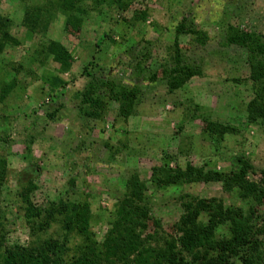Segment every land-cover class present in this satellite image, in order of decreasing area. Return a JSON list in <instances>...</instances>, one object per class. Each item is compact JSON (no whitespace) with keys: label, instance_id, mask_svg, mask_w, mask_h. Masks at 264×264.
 Segmentation results:
<instances>
[{"label":"rangeland","instance_id":"1","mask_svg":"<svg viewBox=\"0 0 264 264\" xmlns=\"http://www.w3.org/2000/svg\"><path fill=\"white\" fill-rule=\"evenodd\" d=\"M30 1L46 0H0V15L11 21L1 34L9 46L0 55V95L8 86L6 99L0 101V138H6L0 139V157L9 165L0 207L9 247L34 240L18 197L23 179L36 183L31 201L37 208L60 201L79 203L86 191L94 216L92 232L100 243L133 174L148 186V200L142 203L151 211L143 236L147 246L178 244L180 197L183 201L218 199L226 209L241 210L251 219L256 216L263 225L264 205L255 208L252 218L254 198L249 193L242 196L238 189L227 192L224 183H236L238 158L253 167L249 183L259 185L264 170V126L247 122V106L254 97L247 54L226 39L229 27L264 36V0H125V10L116 3L119 0L98 6L88 0L86 16H78L83 19L79 28L67 27L66 18L59 14L46 35L40 36L23 24ZM182 26L200 35L178 37ZM49 41L60 42L72 54L70 73L61 74L41 54ZM177 48L201 75L171 94L163 81L164 71ZM139 66L141 73L136 70ZM86 68L101 78L140 86L136 115L125 122L118 117V105L112 104L103 121L82 119L74 97L90 80ZM53 113L56 118L51 120L48 115ZM225 128L235 132L222 137ZM31 139L34 146L28 155L25 150ZM188 163L225 180L172 184L154 193L151 179L178 183L182 173L177 171ZM201 221L207 223V215ZM229 228L228 221L220 224L219 241L229 237ZM40 239L61 241L62 225L53 224ZM78 242L74 237L72 245Z\"/></svg>","mask_w":264,"mask_h":264},{"label":"trees","instance_id":"2","mask_svg":"<svg viewBox=\"0 0 264 264\" xmlns=\"http://www.w3.org/2000/svg\"><path fill=\"white\" fill-rule=\"evenodd\" d=\"M123 1L125 0L116 3L125 10L128 5L123 4ZM106 2L93 0L97 6ZM87 3L88 0H46L42 4H33L30 1L25 8L23 24L35 35H46L51 23L61 14L66 18L67 27L74 25L79 28L83 19L78 16H86ZM145 17L143 14L141 18ZM10 23L9 18L0 15V55L4 53L5 46H9L7 41L2 40L1 34L10 27ZM176 35L179 37L200 34L182 26ZM226 39L229 45L237 46L247 54L250 67L248 82L252 84L254 95L247 106V122L264 126V36L229 27ZM41 48V54L51 59L59 67L61 74L71 72L74 58L63 44L49 41ZM182 57L177 48L172 64L164 71L163 81L167 83L171 94L192 78L201 75L199 69L190 66ZM90 66H93V63ZM136 70L141 73V66ZM87 72L88 68L84 72L90 79L88 84L82 91L76 92L74 97L79 103V115L82 119L91 122L103 121L112 104L118 105V117L125 122L136 115L142 94L140 86L128 87L123 82L107 80ZM6 89L0 95L1 102L8 95ZM48 118L54 120L56 113L48 115ZM228 132L233 133L235 130L225 128L220 135L224 137ZM4 142L7 143V140ZM28 144L25 153L31 155L33 139ZM164 160V165L169 168L166 163L168 157ZM238 164L240 170L236 183H224V188L227 192L238 189L242 196L249 193L254 198V208L250 209L253 218L255 208L264 205V170L261 172L260 184H253L247 180L253 172V167L242 158H238ZM177 172L182 173L178 183H170L163 178L156 181L151 179L149 185L154 193L163 191L172 184L180 186L200 184L208 180H225L216 172H208L205 168L198 169L189 163L183 171ZM38 173L35 169L33 175ZM8 176V161L5 157H0V197L8 182ZM72 184L75 187V182ZM125 188L124 197L116 205L114 222L110 223L105 239L100 243L92 232L94 216L89 203L90 196L86 191H82L83 200L79 203L60 201L37 208L31 201L32 195L37 191L35 181L21 180L18 197L22 204L24 222L29 229L30 238L34 240L26 246L9 247L6 244L4 218L0 207V264H264V241L260 240V237L264 236V220L263 225H259L256 221L258 217L251 219L241 210L226 209L218 199L208 201L190 198L183 201L185 198L180 197L183 213L177 226L181 236L178 244L147 246L143 236L149 229L151 211L146 202L142 203L148 200V186L140 180L138 174H133ZM203 215H207V223L201 221ZM224 221L230 222L229 237L219 241L216 234ZM57 222L62 225L63 239L41 240L40 236L46 234ZM74 237L79 239V242L72 245Z\"/></svg>","mask_w":264,"mask_h":264}]
</instances>
